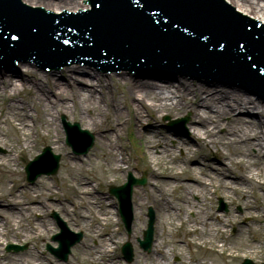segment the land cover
Returning a JSON list of instances; mask_svg holds the SVG:
<instances>
[{
    "label": "bare ground",
    "instance_id": "obj_1",
    "mask_svg": "<svg viewBox=\"0 0 264 264\" xmlns=\"http://www.w3.org/2000/svg\"><path fill=\"white\" fill-rule=\"evenodd\" d=\"M22 1L28 6L52 8V11H75V6H79L80 10L90 7L88 2L83 3L84 0ZM226 2L234 6L236 11H243V15L264 22V0H226ZM74 67L78 66L72 65L62 69L68 86L62 81H56L54 75L42 77L37 70L29 66L20 67L18 70L31 74L30 83L26 80L20 82L18 77L13 79L11 76L1 79L0 76V97L7 102L0 109V148L8 151L4 156H0V171L5 170L11 172L8 174L12 175L16 172L15 161L19 154L30 152L34 128L32 129L29 120H33V118L25 108L26 103L19 97L22 93L27 94L31 100L30 105L40 112L39 115H35V118L40 120L39 124L45 127L46 133L42 135L39 131V136L53 149L62 153L64 171L72 174L79 170L82 159L80 156L61 148V136L58 130L60 124L57 123L54 114H70L72 120L76 119L84 129H90L94 132L97 146L106 150L108 158V161L97 166L99 169L106 172H123L127 168L123 165L121 158L123 154L121 150H118L112 136L113 133L117 135L120 131L119 125H121L123 116L122 108L118 106L113 93L110 99L107 98L105 89H108V83L103 76L83 67L84 71L91 72L92 77V79H84V76H76L75 73L71 72ZM118 81L124 87L123 98L127 100L126 110L134 120L132 128L142 143V156L151 176V181L148 184L149 200L155 207L158 205V209L164 214L163 224L167 221L170 224V220L174 217L172 211L178 218L176 210H167L169 208L166 197L168 194L167 186L169 184L173 188L180 186L185 191L179 203L182 205V220L187 226L186 234L190 238L188 246L197 253L207 249L206 251L209 253L222 254L220 250L227 249L228 245V236L225 235L227 228L232 227L234 235L239 237L244 234L243 229L237 226L236 221L233 220V215L228 214L226 216L219 211L205 213V209H203L206 200L205 192L215 193L216 190H212V184H214L213 187L217 188L218 196L222 197L228 204L237 203L245 211L252 210L256 213V206L251 204L249 193L246 191L247 187L252 185L258 190L259 200L264 206V103L238 90L222 89L211 85L204 87L203 84L195 81L178 80L177 84H164L149 80L134 82L127 74H120ZM67 101L71 105H68ZM180 111L191 113V119L188 123L191 133L188 138L176 135V144L169 145L165 136L161 135L150 123L156 122L155 119L159 113L173 116ZM235 111L238 113L235 114ZM6 125L19 137L15 140L21 142L20 146L16 145L18 151L13 149L14 146L7 134L2 132V126ZM222 127L225 129L224 133L218 130ZM191 139L197 144L195 150L191 149ZM200 146L205 150L203 154ZM177 147L184 149L189 162L195 161L199 155L202 156V170H207L205 178L198 175L197 170L199 168L190 166V163L187 165L185 162L180 167L179 172H174L171 165L182 162L179 157L173 158L174 150ZM211 151L217 157V165L209 163L204 157ZM157 165H162L165 171L158 172L155 168ZM67 180V177H62L59 185L61 192H64L68 186ZM72 180L71 186L79 196L90 195V189L84 183L85 179L78 176ZM8 182L11 180L0 181L2 185ZM12 186L13 184L10 189L13 188ZM10 189L5 194L0 195L5 204L4 206L0 205L2 208L0 221L4 215L14 216L21 213L19 206L25 198L20 194L13 193ZM199 195L202 199L195 202L193 197ZM234 196L235 198H233ZM61 198L60 202L62 203L58 207L62 213H65L66 207L63 202L68 203V200L62 195ZM82 203H85L84 200ZM90 203L96 204L93 199L90 200ZM114 207L115 205H113ZM95 208L97 213L101 211L100 206ZM192 208L196 209L195 215L186 217L187 210H192ZM106 212L100 215L103 216L101 221L115 222L113 213L111 211ZM253 216L252 220L256 218L258 222L264 221V216L262 219L258 218L256 214ZM79 218L84 219V215L80 212ZM15 222L10 231L13 235L18 236L22 232L21 226V232H19L18 226L21 221ZM140 230V225L132 224L133 236H136ZM247 231L250 230L247 229ZM91 234L94 237L106 236L107 239L104 246H97L93 250L83 252L84 255L90 257V264L118 263L115 262L117 260L113 259L114 247L109 244L112 242L111 235L106 234L98 226L91 229ZM253 235L256 238L255 246L251 248L250 244L246 245L247 248L250 247L249 249H251L248 256H255L260 229L254 230ZM178 242L175 244L180 246V242ZM220 242L223 245H220ZM157 244L156 246L159 247V242ZM158 247L155 250L160 259H151L152 264H169L166 262V256L179 253L178 248L171 247L169 249L168 247L166 251L161 250V254ZM49 254L51 257H45L42 252L36 251L34 248V250L30 249L21 255H8L4 259V264H74L70 261L62 263L51 253ZM161 255L162 257H160ZM1 258L2 255L0 254ZM71 259H74L73 256ZM215 261L193 255L189 257L188 261L181 259L179 262L180 264H217ZM140 262L141 259L138 256L134 264Z\"/></svg>",
    "mask_w": 264,
    "mask_h": 264
},
{
    "label": "water",
    "instance_id": "obj_2",
    "mask_svg": "<svg viewBox=\"0 0 264 264\" xmlns=\"http://www.w3.org/2000/svg\"><path fill=\"white\" fill-rule=\"evenodd\" d=\"M21 2L0 0V66H13L18 61L27 66L30 63L34 69L54 75L56 81L68 86L60 67L75 63L83 66L74 67L71 72L84 79H92L91 72L83 68L90 67L100 76L130 74L134 82L156 80L164 84H177L178 78H185L204 87L234 88L264 99V22L242 16L243 11H234V6H228L226 0H88L90 8L78 13L71 12L80 10L79 6H75V11L63 12L32 8L36 6ZM47 10L63 13L55 15ZM37 65L60 69L45 71ZM93 66L119 71L106 73ZM0 76L1 79L18 77L20 82L28 83L32 79L29 72H20L17 64L12 69L0 67ZM92 141L89 135L82 148L73 143L72 146L84 154ZM58 159L51 156L49 148L44 149L27 166V180L32 183L42 174H55ZM144 183V179L131 180L111 190L122 210L130 207L132 186ZM130 220L129 216L127 226ZM152 221L150 218L144 232L143 248L149 245ZM64 234L65 230L55 238L60 247L52 250L63 260L75 243L65 242ZM130 252L129 245L124 246L123 254L128 262L132 259Z\"/></svg>",
    "mask_w": 264,
    "mask_h": 264
},
{
    "label": "rangeland",
    "instance_id": "obj_3",
    "mask_svg": "<svg viewBox=\"0 0 264 264\" xmlns=\"http://www.w3.org/2000/svg\"><path fill=\"white\" fill-rule=\"evenodd\" d=\"M226 4L228 6H231L227 2ZM72 65L83 66L82 64H69L68 67ZM25 66H27L26 63H17L18 69H20V67ZM28 66L34 69V66L32 64L29 63ZM64 68L65 67H62V69ZM85 68L91 70L92 72L98 73L90 67ZM35 70H37L42 75V77L47 75L46 72H40L39 69ZM127 75L130 76V74ZM103 77L108 83V89H105L107 98L110 99L113 93L118 102V106L122 108L123 116L121 119V125H119L120 131L117 135L113 133L112 136L115 140L118 150H121V153L123 154L121 157L123 159V165L127 166V168L123 172H106L99 169L97 166L101 165L105 161H108V158L106 156V150L99 148L94 139V143L91 149L85 155H77L80 156L82 159L81 165L79 166V170L75 171L72 174L64 171V159L62 153L53 149L50 144L43 141L39 136V131H41L40 133L42 135L46 133L45 127L39 124L40 120L35 118V115H39L40 112H38L37 109L33 108V106L30 105L31 100L28 98L26 93L20 94L19 97H21V99L26 103L25 108L28 110V113L31 115V118H33V120H29V124L32 126V129L34 128V133L32 135V140L30 143V152L20 153L19 157L16 158V172L12 173L11 175L8 174L11 172H6L5 170L0 171V181L10 179L12 182L5 183L4 185L0 183V195H3L7 191H9L10 186L13 184V188H11L10 190L13 193L20 194L25 198L19 206V208L21 209V213L14 216L4 215L0 221V254L2 255V258L0 259V264L5 263L4 259H6L8 255H21L22 253L30 249L34 250V248L36 251L42 252L45 257H51L46 249V245L49 244L50 246L56 247L57 244L51 241V239L55 234L59 233V228L52 216L53 213H56L59 218L66 223L68 229L71 232L83 233L82 241L71 248L70 255L68 256L66 261L60 260L62 263L70 261L74 264H90V257L84 255L83 252L86 250H93L97 246H104L105 241L107 239L106 236L94 237L91 234V229L98 226L106 234L111 235L112 242H109V244L114 247L113 259L117 260L115 261L118 262L116 264H134L138 256L141 259V262L139 264H152L151 259H160L158 258L159 254L155 250L158 247L156 246L158 245V242L160 245L158 248L160 249L161 254V250L166 251L168 247L169 249H171V247L178 248V254L172 253L166 256V262L169 264H180L179 261L181 259L188 261L189 257L193 255H197L200 258L210 260L213 259L214 261L217 259L215 261L217 264H242L244 260H250L254 264H264V221L258 222L256 218L252 220L254 214H256L257 217L260 219L263 218L264 206L259 200L258 190L252 185L247 187L246 191L249 193L251 204L253 206H256V213H254L252 210L248 212L245 211L237 203L228 204L227 201H225L222 197L218 196L217 188L213 187L214 184H212V190L215 189V193L209 191L205 192L206 200L204 203L205 207L203 208L205 209V213L219 211V200H221L222 203L225 205L226 209L220 211V213L226 216H228V214L233 215V220L236 221L235 223L237 224V226L243 229L244 234L242 235V237H239L234 235L232 227L227 228V233L225 235L228 236V245L227 249L220 250V252L222 251V254H216V252H213L212 254L206 251L207 249L200 250L197 253V251L195 252V250L188 246L190 238L186 234L187 226L182 220V205L179 203L181 201L180 198L182 197L185 191L180 186H177V188H173L171 184L167 186L168 194L166 197L169 202V208H167V210H176L178 218L175 217L176 214H174V212L172 211L173 216L175 218L173 217L170 220V224L168 221V224L167 222L163 224L162 221L164 219V214L161 213V211L158 209V205H156L155 207L151 204L149 200L148 184L151 181V176L149 170L146 168L145 159L142 156V143L138 138V134L133 131L132 128L134 120L132 119V116L127 113L126 110L127 100L123 98L124 87L118 81L120 79V74H107V76ZM178 80H185L186 82L195 81L192 79L185 78H178ZM149 81L159 82L156 80ZM213 87L228 89L219 86ZM229 89L237 90L234 88ZM240 92L242 93V91ZM246 95L258 99L252 94ZM6 103V100L0 97V109ZM67 103L68 105H71L69 101H67ZM237 113L238 112L235 111V114ZM54 116L56 117L57 123L60 124L58 130L61 136V148H64L67 151L74 153L71 147L66 144L65 135L60 122L62 116L65 117V120L67 122L71 124L77 123L81 129L88 131L94 136V132L92 130L86 128L84 129L76 119L72 120L70 114H54ZM180 118H187V121L185 122L183 127L168 126L170 121ZM190 119L191 113L189 111H180L177 114H174L173 116L167 115L165 113H159L157 118L155 119L156 122H151L150 125H153V128L155 127L156 130L161 133V135L165 136V139L169 145H174L176 144V135L182 138H188L190 136L191 131L188 125ZM218 130L221 133H224L225 131L223 127L219 128ZM2 132H5L7 134L8 139H10L11 144L14 146L13 149L18 151L16 145L20 146L21 142L19 143L15 141L19 138L16 132L12 131V129L8 125L2 126ZM191 141V149L195 150L197 144L194 143L193 139H191ZM45 147H49L54 155L59 156L58 171L53 176H40L33 184H29L25 180L24 167L35 156L40 154L41 150ZM200 148L203 154L205 150H203L201 146ZM184 152V149L181 147H177L174 150L173 158L179 157V160L182 161L181 163L178 162L176 164L171 165V167L174 169V172H179L180 167H182V164L185 162L187 165L188 163H190V166H196L197 168H199V170H197L198 175L201 178H205L207 170H202V156L199 155V157H197L195 161L192 160L191 162H189V160L187 159V155ZM6 153H8L6 149L0 148V156H4ZM204 157L206 158V160L209 161V163L213 165L218 164V160L214 152L211 151V153L206 154ZM155 168L158 172L165 171L162 165H157L155 166ZM128 174H131V176L136 179H140L143 175L146 179V183L143 186H137L133 189L131 199L133 205L132 224L140 225L141 228V230L137 233L136 236L132 235V224L130 225L129 229H126L123 226L117 210L119 208L117 200L113 198L108 192L109 187L123 185L127 180ZM78 176L80 178L85 179L84 183L86 187L90 189L89 196H79L75 189L71 186V183L73 181L72 178H77ZM62 177H67L68 179V186L66 187L64 192L62 191L63 193L60 191L59 186ZM61 195L67 198L68 200V203L63 202L66 207L65 213H62L60 208L58 207V205L62 203L60 202L62 200ZM233 198H235V196ZM92 199L96 204L90 203V200ZM200 199H202L200 195L193 197V200L195 202L200 201ZM83 200L85 203H82ZM87 204L91 206H88ZM114 204H116L117 208H113ZM0 205H5L2 196H0ZM96 206H100L102 208H100L101 211L99 213L95 211ZM149 208L154 212L153 215L155 220H153L152 224L153 244L150 252H146L139 247L138 239H143V231L147 227ZM1 209L2 208H0V210ZM105 210L111 211L113 213V215L115 216V222L112 223L111 221H101V218L103 216L100 215L107 213ZM79 212L84 215V219L79 218ZM195 213L196 209H188L185 216L192 217L195 215ZM15 221H21L18 226L19 232H21L20 226L22 228V232L18 236L13 235L10 231L12 225L16 223ZM181 223L183 224L180 226ZM257 228L260 229V236H258V244L256 245L257 248L255 249L256 252L254 254L255 256H248L251 250L249 248H254L255 246L254 242L256 238L253 235V231ZM247 229H249L250 231H247ZM3 232L4 234H2ZM177 241L180 242V246L175 244V242ZM161 242H163V244H161ZM124 243H129V245L131 246L132 259L129 262L124 260L121 255L120 250L121 246ZM10 244L24 247V249L20 251H6V247ZM247 244H250L249 248L246 247ZM220 245H223L222 242H220ZM207 248H209V246H207ZM71 256H73L74 259H71ZM160 257H162V255Z\"/></svg>",
    "mask_w": 264,
    "mask_h": 264
},
{
    "label": "snow or ice",
    "instance_id": "obj_4",
    "mask_svg": "<svg viewBox=\"0 0 264 264\" xmlns=\"http://www.w3.org/2000/svg\"><path fill=\"white\" fill-rule=\"evenodd\" d=\"M16 37H14V39H15Z\"/></svg>",
    "mask_w": 264,
    "mask_h": 264
}]
</instances>
